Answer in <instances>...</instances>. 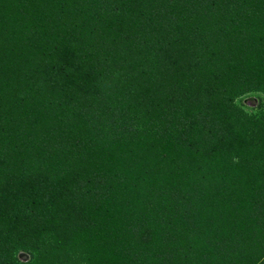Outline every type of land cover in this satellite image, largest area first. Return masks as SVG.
I'll return each instance as SVG.
<instances>
[{"label":"trees","instance_id":"obj_1","mask_svg":"<svg viewBox=\"0 0 264 264\" xmlns=\"http://www.w3.org/2000/svg\"><path fill=\"white\" fill-rule=\"evenodd\" d=\"M73 1L75 5L72 7ZM99 1L0 0L1 4L7 6L8 14L3 12V15L16 14L17 19L14 23L23 21L25 14L32 19L30 13L36 11L39 21L46 19L41 24L43 31L55 23L53 15L58 18L66 15L69 21H63L62 25L78 27L81 31L79 43L76 45H73L72 38L62 36L68 32L62 31L59 27L52 34L54 41L61 40V45L57 49L55 45L39 48V44L33 39L29 44L34 54L42 53L39 55L43 59L56 58L57 66L62 68V77L58 76L56 67L53 73L48 75L42 74L40 70L32 68L30 70L27 66L37 68L31 62L22 64V70L16 69L21 65L14 67L7 59L3 61L4 64L0 62V102L1 106H6L8 119L6 124L0 125L1 134L5 133L6 139H12L18 138L22 132L29 139L28 144L32 146L33 142L38 143L41 139L39 137H42L45 145H49L47 147L51 151L50 159L56 161L64 157L67 152L65 149L70 152L77 151L75 157L86 159V164L78 161L76 165L78 167L89 165V176L94 175L93 178L89 177L88 181L98 182L96 191L86 187L83 194L85 185L80 183L73 185L68 174L65 178L66 184L61 183V180L55 182V187L61 188L62 193H66L64 187L70 189L69 183L72 184L71 197L86 201L87 205L80 207L79 213L76 214L82 220L84 231L77 225L66 224L70 227L68 233L58 235V238L52 239L53 241H42L43 254H37L40 256L38 260L22 263L18 259L10 260L9 256H4L0 264H43L42 261L45 259H47L45 264H237L232 258L234 252L238 250L237 247L239 254L237 253L236 257L242 259L237 260L239 264H254L256 256L252 251L260 247L263 253L264 242L254 241L253 235L241 236L235 233H238L240 226L264 233L259 229L264 224L263 219L257 214L259 205L262 206V200L264 201L263 185L259 184L260 188L250 192L249 195L254 199L248 202L245 201L247 197L243 199L242 195L236 206L230 198L227 199L234 208L230 215H224L228 221L222 219L224 211L219 210L220 204L215 197L222 192L225 193V185L223 184L222 190L211 186L218 180L222 183L230 182L235 186L237 184L234 180L237 176L243 178L244 174L253 173L245 170L246 166L243 165L247 161H244L246 158L243 154L242 160H236L234 157L233 161L228 159L230 163H225L226 153L232 151V147L226 146L222 140L223 136L230 139L228 142L231 144L237 141L245 142L246 139L234 138L233 134L237 133L229 131L227 134L224 128L227 122L231 124L239 121L243 122L239 126L242 128L240 132L253 133L252 129L245 126V122L264 126L263 119L247 117L244 112L238 115L239 118L233 119L230 113L223 111L222 114L220 111L224 110L226 101L231 105V92L240 87L246 89L258 87L264 90V3L261 0H236L229 5L232 8L231 24L235 27L233 30L227 28L222 38L216 40L228 42V47L224 48L221 45L225 58L221 69L226 72L228 68L232 74L220 77L213 72L212 76L216 82L213 84L205 79L204 82L197 78H192L194 81L187 80L181 77L184 69L178 64L169 65L173 62L169 56V48L172 49L173 44L179 45L177 37L181 40L183 35L163 31V22L153 25V28H157L156 31L162 35L158 38L163 42L161 65L160 60L153 61L151 49L148 50V47H141L134 52L135 43L138 42H131L129 39L128 33L130 35L131 29L125 27L127 12L113 11L119 9L123 1H107L109 4L105 14L107 18L101 17L94 10L95 2ZM171 1L173 11L178 10L175 23L184 22L186 16H183L181 11L185 2L179 4L181 0ZM99 5L103 7L102 4ZM71 11H79V14L72 13L71 19ZM96 18L99 19L97 26ZM24 23L26 24L25 20ZM125 29L129 31L126 36L130 42L122 44L120 39H124ZM193 30L184 24V28L179 31L190 33ZM172 33L176 38L171 43L166 36H172ZM195 39L203 40V36L196 35ZM70 41L72 45L69 44ZM124 47L126 49L121 50ZM188 54L189 51L185 52V55L179 54V63L189 62L186 56ZM209 64L206 59L200 61L203 73L207 71ZM100 69L102 73L98 72ZM108 70L110 71L107 72ZM26 72L28 76L22 84L23 79L19 74L23 76ZM105 75H116L117 80L106 84L109 82H106ZM95 92L100 95L97 97ZM101 92L106 93L103 95ZM203 92L207 95L208 92L214 93L213 105L209 101L207 103L203 101V104L198 105V96L204 95ZM88 93L90 96H96L94 100L98 102L91 112L87 110L88 101L83 98ZM183 102L185 107L184 105L181 107ZM195 104L200 106V109ZM189 120L193 122L190 128L182 126V122ZM196 121H202L209 127L203 129L208 133L216 135L215 132L218 131L222 136L219 139L216 137L214 142H208L206 153L200 149L202 141L200 132L194 128ZM263 126L261 128H264ZM73 128L77 129V133L74 136L67 134ZM78 136H81L80 139H76ZM205 139L207 142L209 138ZM59 141L66 145H58ZM22 145L19 143L14 146L11 141L7 146L11 148L12 153L8 154L6 160L14 159L16 156L19 158L17 162H24L28 157L24 150L26 148ZM217 145L220 151L216 152L214 148ZM36 149L43 160L42 145ZM183 149L193 152L197 164L194 166L188 164V171L171 165L167 171L162 165L169 158L168 154ZM236 149H240L239 145ZM208 153L213 154L211 158L206 157ZM203 158V163L198 165ZM41 159L36 158L32 167L45 176L47 173H44L42 168H50V165L43 166L39 161ZM68 160L69 158L64 162H69ZM1 161L0 159V163ZM6 163L8 162H5V165ZM99 163L106 167L105 173L98 170ZM58 164L62 166L64 163L59 161ZM4 170L5 166H2L0 173ZM262 172L264 174V171ZM97 176L103 177L102 182L96 180ZM41 180L43 179L40 177L34 182L38 183ZM250 180L246 178L239 184L245 185ZM232 188H235L234 192ZM237 191L236 187L226 188V192L232 196ZM169 192L173 194L169 202L171 204L169 212L173 214V218H167L166 214H162L159 216L167 218L166 221H162L159 216H152L154 206L151 205L157 203H152L157 196H161L164 203L166 198L163 195ZM31 195L26 199L31 198ZM35 200L32 199L30 202L37 205L42 201L39 198ZM205 203L208 205L203 206ZM226 205L225 202L224 209ZM70 209L73 212L77 211L78 204L70 205ZM189 222L191 224L188 225V232L192 236L185 235V240L182 241L178 237L177 229L181 224ZM6 232L7 229L4 233ZM65 234L69 238L65 239L63 236ZM178 239L179 243H175L174 241ZM189 240L192 241L187 242ZM68 245L73 246V250L80 248L82 251L80 253L78 250L72 251ZM232 246H236V250Z\"/></svg>","mask_w":264,"mask_h":264},{"label":"rangeland","instance_id":"obj_2","mask_svg":"<svg viewBox=\"0 0 264 264\" xmlns=\"http://www.w3.org/2000/svg\"><path fill=\"white\" fill-rule=\"evenodd\" d=\"M7 1V0H6ZM66 1V0H65ZM71 1V0H70ZM108 0H100L98 3L95 2L94 4V10L98 12V15L105 16L106 10L109 6ZM123 4L120 6L119 9H113V11L118 12H127L125 21V27L130 28L129 30L131 33L129 35V31H124V34L128 33L129 39H131V42L137 41L138 43H135L136 46H134V52H136L141 47H148V50L151 49V58H153V61L160 60L161 65L163 64V54H162V45L163 42L160 41L162 35H160L156 30L157 28H153V25H157L159 22H163V31H167L168 33L173 32L175 35L181 34L183 37L181 40L177 37V41H179V45L173 44V48H169V56L173 59V62L171 64H178L180 68L184 69L181 73V77H185L187 80H195L192 78L200 79L202 82H204V79L209 83L215 84L214 77L212 76L213 72H216V75L220 77L227 76L228 74H232L230 70L227 68V71L225 72L221 67L224 64L225 58L223 54V48L222 46L228 47V42H224V40L219 42L216 40L218 38H222V34H224L228 29H232L235 27L233 24H231L232 20H230V14L232 12V8L229 7L230 4H233L236 0H181V3H184V9L181 11L183 13V16H186V20L183 22H179L178 24L175 23L176 17H178V10L173 11V7H171V4L173 1L171 0H122ZM262 3H264V0H261ZM6 4V3H5ZM99 4H102L100 6ZM72 7L75 5V1L71 3ZM106 5V6H105ZM34 7V5H32ZM105 6V8H104ZM75 8V7H74ZM71 8V9H74ZM104 8V9H103ZM230 8V10H229ZM103 9V10H102ZM179 9V7H178ZM209 9V10H208ZM7 6H5L3 3H0V62L4 64V60H8L11 64H14V67L21 65L20 68L16 67L17 70H22V64L28 62L32 65L37 66V68H33L31 66H27L30 70H40L42 74H50L53 73L54 67H56L58 76L62 77L63 72L62 68L57 66L58 60L56 58H45L43 59L39 54H42L41 52L38 54H34L31 51L30 43L34 40L37 44H39V48L42 46L48 45L49 47L55 45V49H57L58 46L61 45V40L54 41L52 34L55 32V29L59 27L62 31H67L68 33L62 34L64 38H72L73 45H76L79 43L80 40V29L78 27H72L67 25H62L63 21H69L67 16L64 15L62 18H58L56 15H53L54 19L56 20L55 23L50 27V25L47 27L46 31H43L41 29V24L43 21H39L38 17H36V11L34 13H30V16L32 19H29L26 17L25 14V21L26 24L23 21L16 22L14 21L17 19L15 17L16 14H9L8 16L3 15L2 13H6ZM90 10L92 11V7H90ZM93 10V11H94ZM231 11V12H230ZM72 13H78L79 11H71L70 17L72 19L73 14ZM108 13V12H107ZM2 14V15H1ZM8 14V13H6ZM55 14V13H54ZM123 16V15H122ZM99 17V18H101ZM106 17V16H105ZM107 18V17H106ZM120 16L118 17V19ZM131 19V20H130ZM99 23V19H95V26H97ZM184 24L189 29H194L190 33H186L185 31H179L184 28ZM62 25V26H60ZM135 25V26H134ZM193 25V26H192ZM195 25V28H193ZM178 26V27H177ZM10 27H13V29H10ZM176 27V28H175ZM183 27V28H182ZM230 27V28H229ZM134 28V29H132ZM230 29V30H231ZM172 33V36H166L168 40L172 41L174 40V34ZM200 35L203 36V40H196L195 36ZM123 37L120 39L121 43L128 41V37ZM33 39V40H32ZM147 41V42H146ZM166 41V40H165ZM221 42V43H220ZM223 42V43H222ZM71 43V44H70ZM66 44V43H65ZM70 45H72V42H69ZM127 44V43H125ZM152 45V47L147 46ZM222 45V46H221ZM181 46H185V48H180ZM217 46L218 49H217ZM122 49H126L121 48ZM145 51V50H144ZM189 51V54L186 55L189 58V62L187 63H179L178 61V55L183 54L185 55V52ZM224 58V60H223ZM207 60L210 64V66L207 67V71L204 73L202 72V68L200 65V61ZM186 69V70H185ZM108 70L107 72H109ZM37 72V71H36ZM99 73H102V69L98 70ZM185 74H184V73ZM20 77L23 79V83H25V78L28 76L27 72L23 74H19ZM108 78V79H107ZM106 84H110L113 81L117 80L116 75L108 76L105 75ZM193 81L191 84L193 85ZM105 86V85H104ZM106 90V88H105ZM185 91V90H184ZM186 92V91H185ZM96 96L100 95L98 92H95ZM103 95H105L106 92H101ZM191 93V92H190ZM193 94V93H192ZM205 95L206 92H203ZM200 94L198 105L203 104V101L206 103L209 101L213 105L215 103L214 93L210 94L208 92L204 96ZM96 96H90L89 93L86 97H83L85 100L88 101L87 110H90V112L97 106ZM98 97V96H97ZM223 98V97H222ZM231 105L228 103V101L225 102V105L223 106L222 111H226L227 113H230V116H232L233 119L239 118L238 115L241 114V112H244L246 116L255 117L258 120L263 119L264 121V90L261 88L258 89V87H248L247 89L245 87H240L236 91L231 92ZM86 104V103H85ZM184 102L181 107H183ZM198 109H200L197 104H195ZM8 106V105H7ZM82 106V103H81ZM186 105H184L185 107ZM6 106H1L0 102V125L6 124L8 119L6 115ZM240 112V113H239ZM223 114V113H222ZM188 120V119H187ZM186 120V121H187ZM139 120H136L138 122ZM182 122V126H186L190 128L189 126H192L193 122ZM244 121L246 119L244 118ZM233 122V121H232ZM239 121H235V123L229 124L227 122L226 127L224 128L227 130V134L230 132L237 133L234 135V138L244 140L245 142L237 141L234 144H231L230 139H226L225 136H223V142L226 143L227 147H232V151L229 150L226 153L225 157V163H230V161H233V158L235 157L236 160H242V156L246 158L247 161L243 166L245 167V170L248 172H253L250 175L244 174V177L237 176L234 180L237 185L233 186L230 182L228 183H222L220 180L217 181V183L214 186H211L215 188L221 189L223 184L225 185V193L222 192L221 195H216L218 199V204L220 206L221 212L224 211L222 218L224 221H228V218L224 215H230V213L234 210L232 208V204H230L227 199L230 198L233 204L236 206V202L241 201L240 196L242 195V198H246V202H248L250 199H254L252 195H249L250 192L255 188H260L259 184H262L264 187V174L262 171H264V128H261L262 126H259L257 123H246V127H249V129H252L253 133H247L244 134L240 132L242 129L240 126ZM226 124V122H225ZM229 124V125H228ZM264 127V126H263ZM65 130L67 129L64 127ZM194 128H197L200 132V141L202 143L200 144L201 151L206 153V146L208 142H214L216 137L219 139L221 138V134L219 132H215L216 135L212 133H208L207 131L203 130L204 128H209L204 125L202 121H196L194 123ZM223 130V129H222ZM2 131V130H1ZM0 131V159L2 160L0 163V169L1 167L5 166L4 172L0 173V260L2 261V257L9 256L10 260L18 259L19 262L27 263L32 262L34 260H38L37 254H43V247L42 243L44 241L48 240H55L58 235L68 233L69 228L66 224L70 225H77V227L84 231V227L82 226V220L77 217V213H79V208L86 206V201L75 200L74 197H71V188L72 184L75 185L76 183H80L82 185H85L82 194L86 187H89V189L96 191V185H98V182L92 183L88 181V179L93 178L94 174H90L88 170H90L89 165H81L78 167L76 164L81 162V164H86V159H82V157H75L77 154V151L70 152L68 149L67 152L64 154V157H62L59 161L62 164V166L59 163V161L50 159V152L45 145L44 139L42 137H39L38 143L33 142V146L28 144L29 139L24 136V134L21 132V135L18 138H12V139H6V134H1ZM60 131H62L60 129ZM77 133V129L73 128L68 131L67 134L75 135ZM226 132H223L225 134ZM260 133L262 134V137L260 138ZM218 134V135H217ZM81 136H78L76 139H80ZM3 138H5L3 140ZM205 138H209L206 142ZM11 141L15 145H19V143H22V147H25V153L27 159L24 162H17L19 158L15 156L14 159L6 160L8 157V154H11L12 150L9 148V145ZM227 141V142H226ZM10 142V143H8ZM36 143V144H35ZM243 143V144H242ZM35 144V145H34ZM60 146H65L66 144L62 142H57ZM242 144V145H240ZM39 145H42L41 150V156L43 157V160L38 155L39 150L36 149V147H39ZM240 147V149H236V147ZM49 146V145H48ZM220 148L218 145L214 148V150L217 152ZM237 152H236V150ZM48 150V151H46ZM33 151V152H32ZM220 151V150H219ZM32 152V153H30ZM44 152V153H43ZM30 154L28 156V154ZM182 154V156H180ZM209 155L206 157H210L213 155L212 153H208ZM243 154V155H241ZM169 158H167L165 164L162 166L168 171V166L176 165L180 170L188 171V164H192L193 166L197 164V160H195V155L193 152H190L188 149L178 150V151H172L169 154ZM39 156V157H38ZM37 159H41L40 164L43 166L50 165V168H42L44 173H47L45 176L40 174L38 170H36L32 165H34V161ZM69 158V162H64L65 159ZM173 158V159H171ZM211 158V157H210ZM59 159V158H58ZM199 159V158H198ZM229 159V160H228ZM173 160V161H171ZM175 161V162H174ZM204 158L202 161L199 162L198 165H201L203 163ZM5 162L6 163L5 165ZM205 162H207V158L205 159ZM30 165V166H29ZM98 170H102L105 173L106 167L104 165L98 164ZM200 167V166H199ZM164 168H162L163 173H165ZM160 170V169H159ZM161 170V171H162ZM39 171H41L39 169ZM168 173V172H167ZM68 174V178L70 179L71 183H69L70 189L68 187H64L66 193L60 192V189L58 187H55V182L57 180H61V183L66 184L65 178ZM37 176L36 178H34ZM42 178L41 182H34V180H38V178ZM90 177V178H89ZM169 178V177H168ZM171 178V177H170ZM251 179L249 182H246L245 185L239 184L241 181H245V179ZM100 182H102L103 177L97 176V179ZM253 179V180H252ZM166 180L167 177H166ZM111 182V181H109ZM221 183V184H220ZM36 184V185H35ZM105 182V187H106ZM210 185H208L209 187ZM229 187H236L238 188L237 193L232 196L228 192H226V188ZM210 189V188H209ZM235 188H232V191L234 192ZM39 190V191H35ZM222 190V189H221ZM223 190V191H224ZM229 190V189H227ZM31 192L33 193L31 195ZM41 194H38L40 193ZM98 192V189H97ZM60 194V195H59ZM29 195L32 197L28 200L26 199ZM163 195V194H162ZM172 193H165L163 197H165V202H162V197L157 196L154 198L151 207H153L152 216L158 217L159 215L166 214L167 218H173V214H170L169 210L171 208V204L169 203L172 200ZM41 199L40 204H32L30 201L32 199ZM88 200H91L90 197H87ZM216 199V198H215ZM216 199V200H217ZM36 202V200H35ZM227 203V207L224 209V204ZM209 203V202H207ZM32 204V205H31ZM72 204H78L77 211L73 212L70 209V205ZM262 206L259 205L260 209H258V215L261 216L264 222V201L262 200ZM208 204H204L203 206H206ZM75 206V205H74ZM158 213V214H157ZM165 215V216H166ZM160 220L162 218V221H166L167 218L164 216L158 217ZM74 223V224H73ZM78 223V224H77ZM168 223V222H167ZM165 223V225L167 224ZM174 223V222H173ZM191 222L188 224H181L179 228L177 229L178 237L184 241L185 235L192 236L191 233L188 232V225H190ZM149 225V224H148ZM163 225V227L165 226ZM169 226V225H168ZM167 227V226H166ZM149 228V226H148ZM165 228V227H164ZM7 229V232L4 233V231ZM150 229V228H149ZM260 230L264 231V224L259 227ZM72 231V230H71ZM235 234L243 236L245 235H253L254 241L255 240H262L264 242V233L256 232L251 229H244L242 226H240V229L238 233ZM67 234L63 235L65 239L69 238L66 236ZM58 238V237H57ZM52 240V241H53ZM195 242L196 239H193ZM43 241V242H42ZM192 240H189L187 242H190ZM175 243H179V239L174 241ZM256 243V242H255ZM254 243V246L257 247V245ZM68 244V243H67ZM243 246H246V244H243ZM240 246V247H243ZM234 249L236 246H232ZM68 248L72 251H77L80 253L82 251L80 248L73 250V246L68 245ZM259 248V249H258ZM255 248L252 252L253 255L256 256V262L254 264H264V251L261 252L262 248L258 247ZM238 249V250H236ZM232 256L234 258V261L239 264L237 260H240L241 258H237L236 254H239V247H237ZM232 251V249H230ZM262 253V254H261ZM241 254L243 252L241 251ZM40 257V256H39ZM243 257V256H242ZM242 260V259H241ZM40 262V260L38 261ZM47 262V259L43 260L42 263Z\"/></svg>","mask_w":264,"mask_h":264}]
</instances>
